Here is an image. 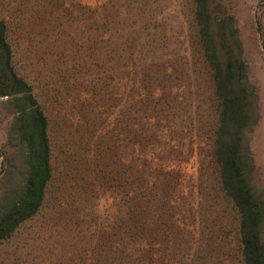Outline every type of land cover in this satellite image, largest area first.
Here are the masks:
<instances>
[{
    "label": "rangeland",
    "instance_id": "1",
    "mask_svg": "<svg viewBox=\"0 0 264 264\" xmlns=\"http://www.w3.org/2000/svg\"><path fill=\"white\" fill-rule=\"evenodd\" d=\"M207 5L215 29L231 17L215 30L220 55L245 61L256 88L241 161L263 199L264 0ZM194 9L195 0H0L11 64L47 119L51 169L37 211L0 241V264H245L213 155L218 101ZM230 26L228 48L219 32ZM16 109L0 97V212L27 169Z\"/></svg>",
    "mask_w": 264,
    "mask_h": 264
},
{
    "label": "trees",
    "instance_id": "2",
    "mask_svg": "<svg viewBox=\"0 0 264 264\" xmlns=\"http://www.w3.org/2000/svg\"><path fill=\"white\" fill-rule=\"evenodd\" d=\"M194 18L218 101V127L214 136L213 155L220 165L222 189L233 201L240 216L239 234L244 263L264 264V241L260 236L264 198L256 195L249 186L241 161L244 150L243 131L249 125L246 101L254 96L256 88L245 80V61L230 53L223 58L220 55L222 47L217 46L215 30H224V22L231 21V17L216 20L215 29L207 0H195ZM219 33L227 41L228 48L231 42L237 43V30L233 26H230L228 35ZM2 96H13L18 113L13 128L24 146L27 169L20 193L6 203L0 212V241L37 211L51 174L47 119L28 83L13 69L11 50L6 39V24L0 20Z\"/></svg>",
    "mask_w": 264,
    "mask_h": 264
}]
</instances>
